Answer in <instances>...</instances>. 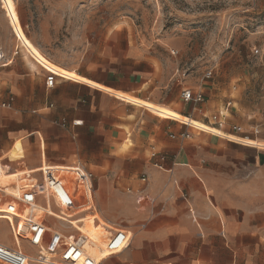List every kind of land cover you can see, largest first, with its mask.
<instances>
[{
  "label": "crops",
  "instance_id": "0c3cea01",
  "mask_svg": "<svg viewBox=\"0 0 264 264\" xmlns=\"http://www.w3.org/2000/svg\"><path fill=\"white\" fill-rule=\"evenodd\" d=\"M13 61L1 68L0 85ZM28 68L38 73L39 67ZM255 68L237 77L232 98L202 77L169 99L147 95V80L122 86L74 72H54L49 88L43 69V78L27 79L17 105L28 102L37 128L30 133L40 132L44 149L36 136L39 151L30 146L27 166L14 172L7 173L2 163L9 153L0 157V186L8 190L4 184L12 174L24 170L30 175L20 189L30 186L31 174L44 164L93 168L101 177L94 201L85 186L89 204L104 219L122 222L131 235L123 251L99 264L264 262V77ZM184 89L202 92L203 102L182 103ZM6 96L13 106L15 94L0 90V99ZM216 114L221 127L211 121ZM184 131L189 137L182 140L178 134ZM153 150L166 157L164 169L153 166ZM79 209L90 211L86 201Z\"/></svg>",
  "mask_w": 264,
  "mask_h": 264
},
{
  "label": "rangeland",
  "instance_id": "374dc122",
  "mask_svg": "<svg viewBox=\"0 0 264 264\" xmlns=\"http://www.w3.org/2000/svg\"><path fill=\"white\" fill-rule=\"evenodd\" d=\"M262 35L264 0H0V48L7 57L17 52L0 85V90L8 88L15 94L13 106L0 108V157L9 153L2 161L5 171L27 166L30 146L39 151L36 136L44 149L40 132L30 133L37 128L28 102L17 105L27 79L43 78L44 70V77L47 72H74L122 86L147 80L149 85L143 87L147 95L165 99L174 98L181 88L200 84L203 77L216 92H230L232 98L237 77L246 69L260 66L264 77ZM24 52L39 67L38 73L29 70ZM209 71L210 77H204ZM76 164L93 173L94 201L101 176L91 167ZM65 173L64 177L73 179L74 170ZM15 181L11 178L4 185L14 190ZM80 191L86 193L89 210L85 185ZM12 200L0 193L3 205L12 207ZM46 220L67 227L51 217ZM109 223L124 229L122 222ZM95 226L104 236L103 226L95 221L82 225L87 231ZM0 240L13 246L5 219H0ZM20 242L23 250L36 254L26 241Z\"/></svg>",
  "mask_w": 264,
  "mask_h": 264
},
{
  "label": "built area",
  "instance_id": "2783aa9c",
  "mask_svg": "<svg viewBox=\"0 0 264 264\" xmlns=\"http://www.w3.org/2000/svg\"><path fill=\"white\" fill-rule=\"evenodd\" d=\"M14 51L11 57H7L4 51L0 48V74L1 68L12 61ZM211 72H207L204 76L209 78ZM56 75L47 72L44 77L45 86L51 88L55 81ZM183 101H192L197 104L203 101L202 92H192L185 89L181 92ZM13 98L6 96L0 99V108L8 109L12 106ZM219 114L212 115L211 121L213 125L221 127L224 123ZM78 121H73V125H77ZM60 126H65V120L62 119L58 123ZM264 124V123H263ZM233 130L240 131V128L233 126ZM253 131H257L254 129ZM171 138L176 136L171 134ZM178 137L182 140L187 139L189 134L181 132ZM152 164L158 169H164L163 162L166 157L157 152L152 151ZM74 169L73 179H67L60 175L58 170L51 167H41L39 175L31 177L33 183L30 186L21 188V195L18 201L22 206H31L32 204H42L47 206L50 200L54 211L60 213L63 218L56 215L45 213L41 217L36 215L28 216L27 235H16L15 228L18 227L19 218L14 216V226L11 222L8 223L11 232L13 246H9L0 240V264H99L91 258L83 248V240L80 239L79 231L69 220L79 221L85 217L86 211H79L80 205L86 201V193L79 194L78 189L81 185L84 187L83 180L88 182L89 194L92 196V178L93 173L86 170L80 164L72 167ZM142 181L146 180L145 176L141 177ZM127 192H130L128 189ZM62 210L71 211V215L67 216ZM45 217H51L65 224L66 228H51L45 222ZM26 241L32 248L36 250V254L32 255L23 250L18 241ZM129 235L124 229H116L109 236L106 242V250L108 253H119L129 245Z\"/></svg>",
  "mask_w": 264,
  "mask_h": 264
},
{
  "label": "bare ground",
  "instance_id": "6f19581e",
  "mask_svg": "<svg viewBox=\"0 0 264 264\" xmlns=\"http://www.w3.org/2000/svg\"><path fill=\"white\" fill-rule=\"evenodd\" d=\"M23 55H24V58L28 60L27 54L25 52L23 53ZM27 63L31 70L36 69V66L32 61L28 60ZM47 166L53 169L74 170V169L68 168L70 166L68 167H65L62 165L51 166L47 164H44L43 168ZM29 175L30 173L27 171H20V172L12 174V176L16 180V183H18L14 192H10L0 186V193L6 196H10L13 199L12 207H8V206L3 205V203H0V219H5L7 223L11 222L14 226V216H17L19 218L18 227L15 228L14 231L16 235H22V236L27 235V225H28L27 219L30 214L36 215V218H37V217H41L45 213H49V214L56 215L60 218H63V216L60 213H57L52 209V203L50 201L47 202V206H44L39 203H36L34 205L32 204L30 207L22 206L20 204V202L18 201L21 195V189L19 185L21 182H26L29 179ZM61 176H63V174ZM83 183H84V180H83ZM84 185L88 187V182L85 181ZM80 189H81V185L79 186V189H78L79 194H81ZM89 210L90 211H87L89 213L86 214L85 217L79 221H75L73 219H67V220H69L75 227L78 228V230H80L79 236H80V239L83 240V243H84L83 248L86 251V253L91 258H93L96 263H101V261L105 259L107 256L110 257L113 254H117V253H108L105 248L106 242L108 240V236L117 228L113 227L112 224L109 223V221H106L102 218V216L100 215L99 211L97 210L94 204L90 205ZM63 212L64 214L69 216L70 211L63 210ZM93 221H95L97 225L103 226V229L105 232L104 236H102L101 230L98 226L93 227L90 231H87L84 227H82L83 224H86V225L92 224ZM128 234L131 237L130 233ZM18 244L21 247L20 240L18 241Z\"/></svg>",
  "mask_w": 264,
  "mask_h": 264
}]
</instances>
